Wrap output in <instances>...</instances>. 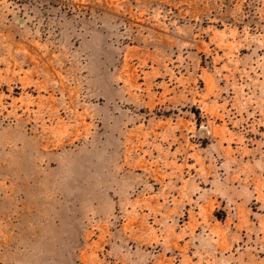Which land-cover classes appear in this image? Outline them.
<instances>
[{
  "label": "rangeland",
  "instance_id": "obj_1",
  "mask_svg": "<svg viewBox=\"0 0 264 264\" xmlns=\"http://www.w3.org/2000/svg\"><path fill=\"white\" fill-rule=\"evenodd\" d=\"M0 264H264V0H0Z\"/></svg>",
  "mask_w": 264,
  "mask_h": 264
}]
</instances>
